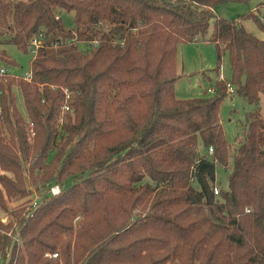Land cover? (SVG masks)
<instances>
[{"label":"trees","instance_id":"1","mask_svg":"<svg viewBox=\"0 0 264 264\" xmlns=\"http://www.w3.org/2000/svg\"><path fill=\"white\" fill-rule=\"evenodd\" d=\"M224 1L0 0V43L42 38L30 80H0V196L30 194L24 173L62 187L0 220V264H264V39L242 22L264 34V18H221ZM205 40L229 55L232 80L180 100L178 46ZM228 84L254 106L233 149ZM216 164L229 171L219 195Z\"/></svg>","mask_w":264,"mask_h":264},{"label":"rangeland","instance_id":"2","mask_svg":"<svg viewBox=\"0 0 264 264\" xmlns=\"http://www.w3.org/2000/svg\"><path fill=\"white\" fill-rule=\"evenodd\" d=\"M251 11L259 18L263 19L264 0H227L218 4L215 9L217 16L228 20H237ZM61 18L67 28L74 27L72 12H62ZM242 22L250 32L264 39V34L258 29L256 23L252 19H245L242 20ZM212 29L213 22L211 21L206 38H209ZM0 50H4L11 60V62L0 61V69L7 68L8 75L13 77H25L31 72L32 60L35 55L32 47L24 51L12 43L4 42L0 43ZM176 73L177 81L175 83V94L180 100L211 96L212 94H209L207 91L211 87L215 88L218 80L225 79L228 82L232 80V68L229 55L226 53L222 59L219 60L215 44L207 40L202 42H184L178 46L176 54ZM15 95L18 109L21 115L27 120V110L23 96L17 90ZM253 108L254 106L250 105L239 93H234L233 95L228 94L224 98L221 105V121L224 126L226 139L232 149L236 147L240 137L243 136L247 114L251 112ZM260 109L264 116V97H262L260 102ZM31 137L33 136L31 135ZM198 151L200 155L207 154V150L201 140L198 141ZM18 153L21 155L20 150ZM208 157L210 158L211 155ZM3 173L0 167V175ZM7 175L12 180H16L17 178L11 173H7ZM23 175V179L25 178L26 180L25 186H27L25 189H27L30 194L11 198L3 190V196H0L2 203L7 208L6 211L1 208L3 211L0 213V218H7V222L11 221L14 223L16 218L15 213L25 208L34 196L41 195L46 191L45 187L47 184L43 185L40 183L42 181L40 173L39 175L30 177V181L33 182L31 184L28 182L27 173ZM228 177L229 171L222 168L220 164H216V185L220 190H228ZM77 222L76 219L74 223L76 224Z\"/></svg>","mask_w":264,"mask_h":264},{"label":"built area","instance_id":"3","mask_svg":"<svg viewBox=\"0 0 264 264\" xmlns=\"http://www.w3.org/2000/svg\"><path fill=\"white\" fill-rule=\"evenodd\" d=\"M97 43V42H95ZM42 45V38L41 37H34L32 40H31V47L34 51V54L37 52V50L39 49V47ZM8 73V69L7 68H1L0 69V80H1V77H3L4 75H6ZM25 78L27 80H30L31 79V73H28ZM209 94H212L214 92V88L211 87L208 89L207 91ZM228 94H231L233 95L234 93H236V88L235 86H233L232 84H228V90H227ZM70 93L68 91L65 92V100H64V106H63V113L66 112V111H72V108L70 107L69 103H68V100L70 98ZM62 120V117L60 118ZM30 131H31V134L32 136L34 135V132H33V127L30 126ZM210 152L213 151L212 148L209 149ZM45 192L48 194V195H52V196H56V195H59L62 191V187L59 185V184H47L46 187H45ZM221 192L220 188L215 184L214 186V194L215 195H219ZM43 199V195H36L34 196V198L31 200L30 202V206L32 207V209L36 208L37 206V203L39 200H42ZM1 208H0V213H1ZM1 221L3 223H6L7 222V218H4V217H1L0 218ZM46 257L48 258H57L58 257V254L57 253H49L47 252L45 254Z\"/></svg>","mask_w":264,"mask_h":264},{"label":"crops","instance_id":"4","mask_svg":"<svg viewBox=\"0 0 264 264\" xmlns=\"http://www.w3.org/2000/svg\"><path fill=\"white\" fill-rule=\"evenodd\" d=\"M237 93V92H236Z\"/></svg>","mask_w":264,"mask_h":264}]
</instances>
